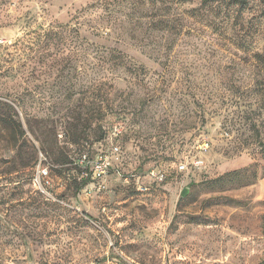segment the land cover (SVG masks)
Instances as JSON below:
<instances>
[{
    "label": "rangeland",
    "instance_id": "rangeland-1",
    "mask_svg": "<svg viewBox=\"0 0 264 264\" xmlns=\"http://www.w3.org/2000/svg\"><path fill=\"white\" fill-rule=\"evenodd\" d=\"M242 5L0 0V116L25 131L0 123V264H264V0Z\"/></svg>",
    "mask_w": 264,
    "mask_h": 264
},
{
    "label": "trees",
    "instance_id": "trees-1",
    "mask_svg": "<svg viewBox=\"0 0 264 264\" xmlns=\"http://www.w3.org/2000/svg\"><path fill=\"white\" fill-rule=\"evenodd\" d=\"M181 1L182 2H190L191 0H181ZM221 2L222 3L225 2L227 5L237 3V4H239L240 7L241 6L243 7V5H242L243 0H221ZM190 12H191L190 16L195 15V14H196V16L201 15L200 11L196 7H192ZM114 56H115V58H117L116 60H117L118 64L121 65L122 64V53L119 50H117V53H115ZM7 107L10 108V106L8 104H7ZM0 123L3 125H6V126L8 124L11 125V123H13L18 128L20 135L21 136L24 135L25 131L22 129V124H20V122H17L16 120H13V117H11L10 121H8V119L0 116ZM78 125H79L78 120L71 121L70 124L68 123V128L70 129V131L72 130L71 138L74 141H76L75 136L78 134V133H76L78 130ZM28 129H29L33 139H35L39 143V150L53 153V150H54L53 149L54 148L53 140L49 141L46 138L47 135L45 133V130H43V127H42V129L40 128L39 131H35L33 129V126L29 125V123H28ZM31 147L33 148V144L31 145ZM259 148L261 149L262 155L264 156V140L259 141ZM100 153H102V152H100ZM118 154L115 155L116 158H118ZM114 157H113V159H114ZM113 159H112V161H113ZM71 162H73V159L71 158V155L69 153H64L63 151H57V155H56V158L54 160V164H67V163L69 164ZM86 169H87V171L89 169V171H88L89 174L87 175L86 178H83L81 180V183H80L81 185L79 187L86 185L90 181V178H93L91 176V170H90V168H88V165H87Z\"/></svg>",
    "mask_w": 264,
    "mask_h": 264
},
{
    "label": "built area",
    "instance_id": "built-area-1",
    "mask_svg": "<svg viewBox=\"0 0 264 264\" xmlns=\"http://www.w3.org/2000/svg\"><path fill=\"white\" fill-rule=\"evenodd\" d=\"M119 147L115 145L114 143L111 142V146L109 149V152H103L99 153L98 155L95 156V158L90 159L87 157L86 154L83 155L82 161L87 165L88 168L91 170V176L93 178H101L103 177L108 170L110 169L112 165V159L115 155H117ZM185 166L183 164L179 165V169L184 168ZM86 175L89 174L87 171L85 173ZM47 176V170L44 168L38 169L37 175H36V181L39 182L41 178H45Z\"/></svg>",
    "mask_w": 264,
    "mask_h": 264
},
{
    "label": "water",
    "instance_id": "water-1",
    "mask_svg": "<svg viewBox=\"0 0 264 264\" xmlns=\"http://www.w3.org/2000/svg\"><path fill=\"white\" fill-rule=\"evenodd\" d=\"M186 193H187V187H184V188H182V190L180 192V196L182 197V196L186 195Z\"/></svg>",
    "mask_w": 264,
    "mask_h": 264
}]
</instances>
